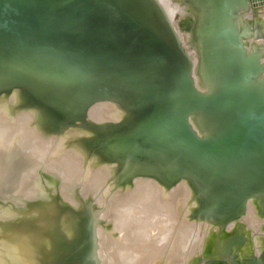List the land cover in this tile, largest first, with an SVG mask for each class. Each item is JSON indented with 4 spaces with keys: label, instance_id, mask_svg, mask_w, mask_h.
Here are the masks:
<instances>
[{
    "label": "water",
    "instance_id": "95a60500",
    "mask_svg": "<svg viewBox=\"0 0 264 264\" xmlns=\"http://www.w3.org/2000/svg\"><path fill=\"white\" fill-rule=\"evenodd\" d=\"M202 1L0 0V264L254 255L264 94L220 57Z\"/></svg>",
    "mask_w": 264,
    "mask_h": 264
},
{
    "label": "rangeland",
    "instance_id": "374dc122",
    "mask_svg": "<svg viewBox=\"0 0 264 264\" xmlns=\"http://www.w3.org/2000/svg\"><path fill=\"white\" fill-rule=\"evenodd\" d=\"M188 1L193 5H197L201 1L204 2L203 9L206 12L202 11V16L205 19L202 17L201 20L205 23L201 22L198 35L205 57L208 56L206 60L208 61V58L212 56L217 57L215 51L217 46L220 49L219 44L224 45L222 55L232 50L230 57H236V63H240V58L249 59L255 55L254 60L257 62V66L250 68L249 85L250 89L258 90L259 88V91L264 94V0H221L223 4L218 0V6L215 3H209L212 0L209 2L208 0ZM213 4L215 8L212 7ZM227 5L228 7H226ZM219 6L220 9H218ZM212 8H214L213 11ZM203 13L208 15L205 17ZM223 29L226 31L223 32ZM213 57L209 60L210 62L214 60ZM208 62H205L206 64L202 62L203 70L205 73L207 72L205 78L214 79L210 92H217L218 86L221 84V66L216 65L208 68ZM212 71L214 73L216 71L218 74H214ZM208 72L211 76H208ZM255 193H264V189L252 187L247 194ZM240 216L253 231L251 239L254 255L249 258H240L228 249L220 248L203 254L202 260L198 264H264V209L260 204H252L244 208Z\"/></svg>",
    "mask_w": 264,
    "mask_h": 264
},
{
    "label": "bare ground",
    "instance_id": "6f19581e",
    "mask_svg": "<svg viewBox=\"0 0 264 264\" xmlns=\"http://www.w3.org/2000/svg\"><path fill=\"white\" fill-rule=\"evenodd\" d=\"M203 1H205V0H203ZM209 1H210V0H208V2H209ZM213 1H214V2H213ZM222 1H223V0H222ZM228 2H229V1H228ZM203 3H204V2H203ZM209 3H211V4H212V3H215V5H217V4H218V0H212V1H210ZM219 3H221V0H220ZM221 4H223V3H221ZM221 4H220V6H221ZM207 5H208V4H207ZM213 5H214V4H213ZM215 5H214V6L211 5V6L215 8ZM208 6H209V5H208ZM217 6H218V5H217ZM220 6H219L218 9H220ZM226 7H228V5H227ZM203 8H204V6H203ZM214 8H212V11H213ZM205 9H206V8H205ZM216 9H217V7H216ZM203 11L206 12L204 9H203ZM219 11H220V10H219ZM219 11H218V12H219ZM220 12H221V11H220ZM223 12H224V11H223ZM225 14H226V13H225ZM203 15L206 17V15H208V14H207V13H206V14L203 13ZM202 17H203V16H202ZM213 18H214V17H213ZM203 19H205V18L203 17ZM201 22H202V23H205V22L202 21V20H201ZM224 24H225V23H224ZM202 25H204V24H202ZM198 28H199V27H198ZM223 28H225V27H223ZM201 29H202V28H201ZM203 29H204V27H203ZM203 29H202V30H203ZM221 29H222V28H221ZM205 30H206V29H205ZM225 31H226V30L223 29V32H225ZM199 32H200V31H199ZM201 33H202V31H201ZM221 33H222V30H221ZM227 33H228V32H227ZM201 35H202V34H201ZM203 35H204V33H203ZM224 35H225V34H224ZM222 36H223V35H222ZM224 37H225V36H224ZM217 39H218V38H217ZM215 41H216V40H215ZM212 42H213V41H212ZM214 43H215V42H214ZM219 46H220V49H219V47L217 46L216 51H215V54L217 55V57L215 58V56H214V57L212 56L214 60H213V61L211 60V62H210L209 60L212 59V57H209V58H208V61H209V62L207 61V62H208V63H207L208 66H207V67H208V68H209V67L216 66V65H217V66H220V57L223 56V55H222V52H223V47H224V45L219 44ZM207 54H208V53H207ZM249 56H251V55H249ZM253 56H255V55H253ZM207 57H208V56H207ZM207 57H206V58H207ZM262 59H263V58H262ZM262 59H261V60H262ZM260 62H261V61H260ZM204 63H205V62H204ZM205 64H206V63H205ZM202 66H203V63H202ZM217 68H218V67H217ZM254 68H256V66H255ZM205 70H206V69H205ZM209 70H210V69H209ZM203 71H204V70H203ZM256 71H257V70H256ZM212 72H213V71H212ZM212 72H211V73H212ZM220 72H221V71H220ZM206 73H207V72H206ZM206 73L204 72V76L206 75ZM209 73H210V72H208V74H209ZM213 73H214V72H213ZM216 73L218 74V72L215 71L214 74H216ZM214 74H212L213 77H214ZM208 76H211V75L209 74ZM215 76H217V75H215ZM206 77H207V76H206ZM209 78H210V77H209ZM210 79H211V78H210ZM212 79H213V78H212ZM213 80H214V79H213ZM259 86H260V85H259ZM257 87H258V86H257ZM256 89H257V88H256ZM257 91H259V88H258ZM262 93H263V92H262ZM253 188H257V189H260V190L264 189V177H259L258 180L256 181L255 185L253 186Z\"/></svg>",
    "mask_w": 264,
    "mask_h": 264
}]
</instances>
